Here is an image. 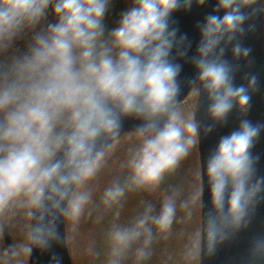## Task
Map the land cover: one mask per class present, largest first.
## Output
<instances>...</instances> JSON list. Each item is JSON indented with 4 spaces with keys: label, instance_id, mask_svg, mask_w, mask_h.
I'll list each match as a JSON object with an SVG mask.
<instances>
[{
    "label": "clouds",
    "instance_id": "clouds-1",
    "mask_svg": "<svg viewBox=\"0 0 264 264\" xmlns=\"http://www.w3.org/2000/svg\"><path fill=\"white\" fill-rule=\"evenodd\" d=\"M202 6L207 0H196ZM249 0H240L241 4ZM52 0H7L0 10V33L11 34L22 18L35 22L41 18ZM109 0H55L56 24L50 25L48 35L38 37L31 57L20 66L21 74H36L26 90L16 86L0 89V207H5L21 193L31 195L39 203L44 187L57 172L59 165L51 164L54 147L65 137L56 134L60 118L68 113L73 121L68 143L72 154L87 156L86 141L101 133L114 134L119 128V115L145 118L141 129L144 143L132 159V181L137 186L157 185L164 173L175 168L187 155L197 128L191 121L179 123L175 113L169 115L162 127L156 118L168 113L178 94L179 66L169 62L172 40L168 21L180 7L189 9L193 0H135L126 11L120 26L111 35L119 48L113 58L110 50L96 53L98 41L104 34L102 20ZM224 15L206 18L202 29L204 43L200 49L206 57L220 39L234 33L243 23L237 0H218ZM79 50L77 57L74 52ZM234 55L247 56L248 50L239 46ZM199 81L212 101L209 112L213 119L223 120L236 102L247 107L250 97L243 86L234 87L229 67L217 61L201 59L197 63ZM255 83L253 79L250 86ZM200 89L193 93L199 95ZM115 106L119 114L113 111ZM259 129L243 121L237 131L221 138L207 163V172L215 202L221 204L229 179L237 180L249 169V149ZM91 171V162L83 161L80 176ZM77 180L78 177H73ZM115 201L123 196L119 186L105 193ZM242 185L231 195L234 213L242 212ZM88 196L73 198L70 214L77 215ZM175 205L166 201L154 223L167 229L172 223ZM147 218L138 221L136 228H145ZM137 230H118L113 239L127 246L137 238Z\"/></svg>",
    "mask_w": 264,
    "mask_h": 264
},
{
    "label": "water",
    "instance_id": "water-1",
    "mask_svg": "<svg viewBox=\"0 0 264 264\" xmlns=\"http://www.w3.org/2000/svg\"><path fill=\"white\" fill-rule=\"evenodd\" d=\"M237 6L244 17L243 23L236 32L226 33L206 57L200 52L206 18L225 14L223 9H219L218 0H207L202 6L193 0L189 9L180 7L168 21L169 32L176 33L168 59L179 66V91L168 113L156 118L155 123L157 127H162L188 94L194 88L200 89L194 109V124L202 170L201 264H264V0H249L246 4L237 0ZM237 46L248 50V55H234L233 50ZM201 59L217 61L229 67L233 86H243L250 97L246 108L241 109L233 102L234 107L223 120L213 119L209 112L212 101L198 79L197 63ZM253 79L255 83L250 86ZM112 107L119 114V109ZM243 121L259 129L249 149L250 166L242 177L229 179L224 199L217 204L207 163L221 138L237 131ZM147 122L135 114L119 115V128L114 134L101 133L86 141L87 156L73 155V146L66 137L51 161L59 168L45 185L39 203L33 205L30 264H72L64 219L70 196L81 178L79 174L83 161L87 159L92 164L117 138L125 133H141ZM238 184L242 185V212L234 213L231 195Z\"/></svg>",
    "mask_w": 264,
    "mask_h": 264
},
{
    "label": "rangeland",
    "instance_id": "rangeland-1",
    "mask_svg": "<svg viewBox=\"0 0 264 264\" xmlns=\"http://www.w3.org/2000/svg\"><path fill=\"white\" fill-rule=\"evenodd\" d=\"M112 18L117 29L121 16L115 8ZM110 41V54L115 58L120 50L114 46L112 36ZM175 114L181 124L194 123V108L189 101L181 103ZM65 116L57 135L65 136L73 125L69 114L65 113ZM192 139L187 155L175 168L164 173L155 186H137L132 181L130 163L142 147L145 136L127 133L114 147L106 149L91 165V171L84 175L75 192V196L86 194L87 202L79 214L71 215L70 211L68 214L67 241L73 264H127L133 254L141 258V264H199L201 177L197 134ZM58 147H54V153ZM116 186L123 189V196L115 201L107 200L105 193ZM20 195L11 200L19 204V219L13 226L18 242L22 240L23 248H26L29 245L30 211L21 214L24 204L29 203L32 197L26 193ZM166 201L174 203L175 214L170 227L161 230L153 221L160 215ZM152 203L157 208L149 217L147 211H150ZM143 218H147L145 228L137 229L138 221ZM23 226H26L25 231H22ZM125 229L137 230L140 235L127 246L117 245L113 234Z\"/></svg>",
    "mask_w": 264,
    "mask_h": 264
},
{
    "label": "flooded vegetation",
    "instance_id": "flooded-vegetation-1",
    "mask_svg": "<svg viewBox=\"0 0 264 264\" xmlns=\"http://www.w3.org/2000/svg\"><path fill=\"white\" fill-rule=\"evenodd\" d=\"M6 3L7 0H0V10L4 8ZM54 4L55 0H52V3L46 9L43 16L37 21L30 22L28 19L22 18L19 26L15 28L11 34L0 33V89L16 86L22 90H26L37 78L36 74L27 72L21 74L19 69L25 60L31 57L32 50L36 46L37 38L47 36L49 26L58 22V17L54 12ZM134 6L135 0H109L105 16L101 22L104 34L100 41H98L96 48L97 54H99L103 48H107L111 51V33L116 29V25L112 18L113 8L117 9L122 18L123 14ZM101 45H103V48ZM5 46L8 47L7 50H5ZM74 54L78 57L79 50H75ZM3 115V113H0V123H3ZM65 118V114L60 118L56 127V132L61 130L60 127L63 125ZM154 201L156 204L155 198ZM30 204L31 201L24 204L21 215L29 210ZM155 204L152 203L150 211H147L150 213L149 217L155 213L154 211L157 208V204ZM6 207L7 208L0 207V264H18V261L26 264L28 245L26 248H23L22 240L18 242V237L14 233L15 225L13 226L15 220L19 219V204L9 201ZM3 224H5L8 229L10 248H7L5 242L2 228ZM25 228L26 226H23L22 231H25ZM134 256L135 254L132 255L133 258ZM133 258H130V263L127 262V264H135L134 261H139V258Z\"/></svg>",
    "mask_w": 264,
    "mask_h": 264
},
{
    "label": "bare ground",
    "instance_id": "bare-ground-1",
    "mask_svg": "<svg viewBox=\"0 0 264 264\" xmlns=\"http://www.w3.org/2000/svg\"><path fill=\"white\" fill-rule=\"evenodd\" d=\"M198 95L193 93V90L188 94L184 102L189 101V103L193 106L197 104Z\"/></svg>",
    "mask_w": 264,
    "mask_h": 264
}]
</instances>
